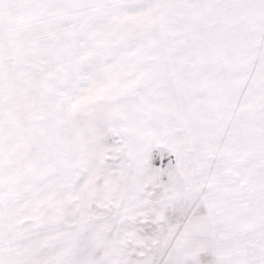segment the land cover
<instances>
[{
	"label": "snow or ice",
	"instance_id": "6c2138e0",
	"mask_svg": "<svg viewBox=\"0 0 264 264\" xmlns=\"http://www.w3.org/2000/svg\"><path fill=\"white\" fill-rule=\"evenodd\" d=\"M0 264H264V0H0Z\"/></svg>",
	"mask_w": 264,
	"mask_h": 264
}]
</instances>
